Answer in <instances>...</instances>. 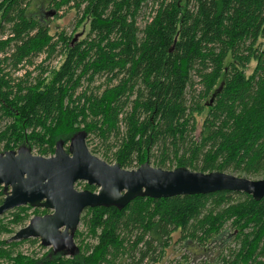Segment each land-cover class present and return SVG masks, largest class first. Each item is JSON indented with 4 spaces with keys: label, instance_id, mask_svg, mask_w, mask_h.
Here are the masks:
<instances>
[{
    "label": "trees",
    "instance_id": "obj_1",
    "mask_svg": "<svg viewBox=\"0 0 264 264\" xmlns=\"http://www.w3.org/2000/svg\"><path fill=\"white\" fill-rule=\"evenodd\" d=\"M30 4L0 0V153L26 144L48 156L83 130L123 168L153 158L163 169L264 176V0H47L53 16L28 14ZM62 7L77 16L73 32L87 25L73 43L47 26ZM28 209L0 218V232ZM79 222L78 254L41 264L155 263L174 232L203 245L228 222L238 248L221 264H264V197L242 192L137 197L121 210L87 208ZM25 241L35 242L0 240V264H38L15 253Z\"/></svg>",
    "mask_w": 264,
    "mask_h": 264
},
{
    "label": "water",
    "instance_id": "obj_2",
    "mask_svg": "<svg viewBox=\"0 0 264 264\" xmlns=\"http://www.w3.org/2000/svg\"><path fill=\"white\" fill-rule=\"evenodd\" d=\"M50 11L47 16H53ZM79 37L76 35L72 43ZM86 132H75L66 143L56 141L50 156L36 155L20 145L0 153V186L4 193L0 216L20 206L51 212L32 216L8 241L38 239L53 255L74 256V234L83 210L123 209L137 197L165 198L220 191L242 192L256 201L264 197V178L250 179L224 171L201 172L186 167L163 169L146 160L134 169L109 164L89 152ZM96 191L78 190L76 182Z\"/></svg>",
    "mask_w": 264,
    "mask_h": 264
},
{
    "label": "rangeland",
    "instance_id": "obj_3",
    "mask_svg": "<svg viewBox=\"0 0 264 264\" xmlns=\"http://www.w3.org/2000/svg\"><path fill=\"white\" fill-rule=\"evenodd\" d=\"M30 7L28 8V14L30 15H36L39 16L41 13L47 14L48 10L51 8H47V0H30ZM57 15H61V17H52L49 19V22L47 26L50 29V32L53 34L58 33L60 31H63L67 36H71L73 34L82 32L83 30H87V25L85 22H83L75 32L74 25L77 21V16L73 9H69L68 7H62ZM80 37V36H79ZM84 37V34L81 38ZM262 46H264V39H260ZM57 59L53 60L51 62V65L56 67L58 65V62H56ZM252 68V65L249 66V69L247 72H249ZM203 120V115L197 116V121L199 124H201V121ZM70 139V138H69ZM69 141V140H68ZM69 142H66V145ZM26 145V144H24ZM29 147V145H26ZM86 146L90 153L93 155L102 158V153L104 152V147L101 145L100 140L94 136H86ZM19 147V146H18ZM16 149V148H15ZM2 148L0 147V151ZM36 148L31 149V152L33 154H36ZM111 161V163H110ZM106 161L109 164H113L112 160ZM149 164L153 167H157L154 159H149ZM126 169H134L132 168H126ZM173 169V168H172ZM250 179H261L264 178V176H257V177H247ZM78 188H82V184L80 186H77ZM82 190V189H81ZM96 191V190H95ZM4 197V196H3ZM233 198H239V196H234ZM31 208V207H30ZM15 209V208H14ZM14 209L7 211L3 215L0 216L3 223H7L8 220L11 218L9 212H12ZM34 208L28 209L27 214H29V218L23 223V224H17V225H10L9 227H12L11 233H2L0 232V240L8 239L10 236L13 235L18 229L21 227H24L28 220L35 215H39L34 213ZM84 211V210H83ZM83 211L81 215L83 214ZM78 230H84L82 229V226L80 225V222L77 226ZM231 225L230 223H226L223 227V232L219 237L214 236L210 238L208 241H204L202 243L203 245H197L194 241H189L187 239L181 238V234L179 231H176L172 234L171 240L169 242V246L165 249L164 254L159 258V260L155 263L150 264H221L220 256L221 255H229V249H236L238 248V242L231 234ZM82 238L83 241H89L91 239L90 237L87 238L85 234H83ZM32 240V239H31ZM38 240V239H37ZM75 243L78 246V240L75 239ZM39 241V240H38ZM92 242H94V239H91ZM35 242L33 241H25L24 243H21L17 246L15 253L19 252L21 255L34 259L38 262V264H41V260L47 255L51 254V250L49 247H43V249H39V251L35 252L34 249H32V245ZM30 251V254H25V250ZM158 252V251H157ZM156 252V253H157ZM155 253V254H156ZM255 257V255L253 256ZM264 256L256 257L258 260H262ZM252 259V256H251ZM146 259L143 264H147L149 260ZM129 261V260H128ZM264 262V261H263Z\"/></svg>",
    "mask_w": 264,
    "mask_h": 264
},
{
    "label": "built area",
    "instance_id": "obj_4",
    "mask_svg": "<svg viewBox=\"0 0 264 264\" xmlns=\"http://www.w3.org/2000/svg\"><path fill=\"white\" fill-rule=\"evenodd\" d=\"M75 187H76V185H75ZM76 189L81 190V188H78V187H76ZM32 240H35V243L31 246L32 249L35 250V252L39 251V249H43L44 246L41 245L40 241H38L37 239H32ZM32 249H30L29 251L25 250V254H30V251ZM50 250H51V248H50ZM66 256H68V255H66ZM262 260L264 261V257L262 258Z\"/></svg>",
    "mask_w": 264,
    "mask_h": 264
},
{
    "label": "flooded vegetation",
    "instance_id": "obj_5",
    "mask_svg": "<svg viewBox=\"0 0 264 264\" xmlns=\"http://www.w3.org/2000/svg\"><path fill=\"white\" fill-rule=\"evenodd\" d=\"M49 156H50V155H49ZM39 209H42V208H39ZM49 212H51V211L47 210L46 212H44V214L49 213ZM42 215H43V214H42Z\"/></svg>",
    "mask_w": 264,
    "mask_h": 264
}]
</instances>
